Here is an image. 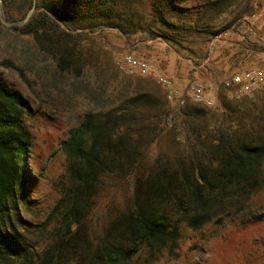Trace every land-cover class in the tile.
Instances as JSON below:
<instances>
[{"label":"rangeland","instance_id":"1","mask_svg":"<svg viewBox=\"0 0 264 264\" xmlns=\"http://www.w3.org/2000/svg\"><path fill=\"white\" fill-rule=\"evenodd\" d=\"M167 2L108 0L106 13H95L101 26L94 31L86 29L95 37L89 45L93 55L88 54L85 73L80 77L55 73L52 60L37 52L33 38L0 28V80L19 90L33 109L24 120L32 137L29 166L34 178L24 195L28 209L22 214L26 220L18 225L35 253L61 244L54 264H264V160L247 191L217 188L220 201L210 209L212 220L197 229L183 222L175 244L158 247L141 239L137 240L138 251L129 258L110 263L108 252L96 257L103 249L132 243L126 216L132 207L135 180L156 159H180L190 164L192 156L202 149L195 139L197 132L206 144H217L222 136L250 134L254 140L262 136L258 120L264 119V87L252 94L234 93L233 81H223L225 72L211 65L209 59L217 45L221 50L226 46L222 42L229 39L226 32L234 24L240 29L243 16L254 12L256 3L262 9L264 0H177V8ZM108 22L122 24L127 32ZM259 32L258 47L263 52L264 20ZM165 36L173 42H167ZM125 42L137 43L135 50L167 52L171 47L192 56L196 69L191 73L197 71L199 77L193 75L188 86H202L206 100H190L184 106L167 100L169 113L159 122L162 130L154 133L139 173L108 178L68 231L64 225L67 205L55 209L69 185L67 159L61 150L68 131L90 111L102 115L115 107H127L125 98H117L121 91L163 93L153 77L127 74L117 67L115 55L126 53ZM5 59L23 67L29 81L5 66ZM211 75L218 85L207 81ZM93 92L101 98L97 100Z\"/></svg>","mask_w":264,"mask_h":264},{"label":"trees","instance_id":"2","mask_svg":"<svg viewBox=\"0 0 264 264\" xmlns=\"http://www.w3.org/2000/svg\"><path fill=\"white\" fill-rule=\"evenodd\" d=\"M2 1L7 20L16 21L25 17L34 0ZM176 2L168 0L167 4L177 8ZM107 3L108 0H36L37 10L27 23L7 27L0 21V28L33 38L37 52L52 60L55 73L80 77L85 73L88 54L93 55L89 45L95 37L86 29L94 31L101 26L95 13L106 10ZM108 24L127 32L120 23ZM165 39L169 43L174 40L168 36ZM2 63L29 81L23 67L15 61L5 59ZM97 92L93 95L99 100L101 94ZM117 98H125L127 107H115L102 115L88 112L61 142L69 185L55 209L67 205L64 225L68 231L108 178L139 173L154 133L162 130L159 122L169 113L161 92L121 91ZM32 113L28 99L0 80V264H54L61 252V244L38 253L31 251L18 225L26 220L22 214L28 209L24 195L34 178L29 166L32 137L24 120L25 115ZM258 123L262 136L256 140L244 134L239 138L222 136L217 144H206L197 132L195 139L202 149L192 156L190 164L180 159H156L135 180L132 207L126 216L132 243L103 249L96 257L108 252L110 263L129 258L138 251L137 240L141 239L158 247L175 244L183 222L197 229L211 221L210 209L220 201L217 188L247 191L260 174L264 119ZM70 245L76 247L75 242Z\"/></svg>","mask_w":264,"mask_h":264},{"label":"crops","instance_id":"3","mask_svg":"<svg viewBox=\"0 0 264 264\" xmlns=\"http://www.w3.org/2000/svg\"><path fill=\"white\" fill-rule=\"evenodd\" d=\"M243 19V25L240 26V29L236 30V24H234L226 32L229 39L222 41L226 43V46L221 50V47L217 45L213 52V58L209 59L212 62L211 65L218 66L221 71L223 70L225 72V76H221L223 81L227 79L226 81L231 82L233 81V75L242 74L252 67H260L261 62L264 61V58H261V54L264 55V51L262 52L258 47V41L261 38L259 32L260 22L264 20V4L261 9L259 4L256 3L255 11L246 14L243 16ZM135 45L137 43L126 44L125 42L126 53H132L138 57H145L158 63L161 69L173 78L180 91H187L189 88V79L193 75L199 77V72L191 73L193 69H196L194 58L190 55L180 53V50L177 48L169 47L167 52H159L144 48L135 50ZM210 78V80H207L208 82L210 81L215 86L218 85L216 83L217 81L213 79L214 76L211 75ZM190 100L192 99H189L187 102ZM175 105L178 106L176 103ZM187 106H190V103Z\"/></svg>","mask_w":264,"mask_h":264},{"label":"built area","instance_id":"4","mask_svg":"<svg viewBox=\"0 0 264 264\" xmlns=\"http://www.w3.org/2000/svg\"><path fill=\"white\" fill-rule=\"evenodd\" d=\"M115 63L124 73L153 77L162 88L167 100L179 106H184L189 99L206 100L202 86L193 84L186 92L180 91L173 78L165 73L158 63L148 58L138 57L132 53H122L115 55ZM233 84L236 86L234 89L236 94H252L260 91L264 87V65L252 67L242 74L235 75ZM207 102L210 103L209 100Z\"/></svg>","mask_w":264,"mask_h":264},{"label":"water","instance_id":"5","mask_svg":"<svg viewBox=\"0 0 264 264\" xmlns=\"http://www.w3.org/2000/svg\"><path fill=\"white\" fill-rule=\"evenodd\" d=\"M36 10H37L36 0H34L31 8L28 10L27 14L25 15V17L23 19L16 20V21H8L6 14H5L4 7H3V1L0 0V21L8 27H11L14 25H23L30 20V18L32 17L33 13ZM61 23L66 27V25L63 22H61Z\"/></svg>","mask_w":264,"mask_h":264}]
</instances>
